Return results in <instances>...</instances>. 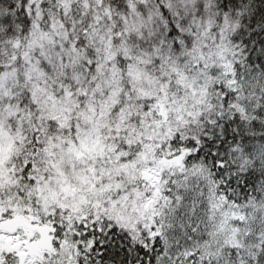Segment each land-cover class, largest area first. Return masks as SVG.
Returning <instances> with one entry per match:
<instances>
[{
	"label": "trees",
	"instance_id": "1",
	"mask_svg": "<svg viewBox=\"0 0 264 264\" xmlns=\"http://www.w3.org/2000/svg\"><path fill=\"white\" fill-rule=\"evenodd\" d=\"M0 131L40 264H264V0H0Z\"/></svg>",
	"mask_w": 264,
	"mask_h": 264
},
{
	"label": "rangeland",
	"instance_id": "2",
	"mask_svg": "<svg viewBox=\"0 0 264 264\" xmlns=\"http://www.w3.org/2000/svg\"><path fill=\"white\" fill-rule=\"evenodd\" d=\"M11 141L8 139L6 134L0 131V176L3 171V166L6 162L7 152L11 149ZM178 161H169L161 164V168H167L172 166H177ZM60 192L65 193L66 196H69V202L80 203L83 201L81 199V194L77 191H69L70 188L60 186ZM49 192L48 200L52 199V195ZM4 207L0 203V262L2 254L14 253L18 258L17 264H40V261L43 260L46 256H50V253H53L54 249L51 245V236L48 234V227H40L37 225L32 226L30 229H26L25 221L21 219H7L5 220L2 216L4 212ZM14 217H18L17 213L14 211ZM235 221L240 220L239 222H233L231 225L230 222L226 223L222 228L224 229V234H227L228 238L231 235V239L235 240L237 243L241 240V230L240 228L247 224L246 219L243 217H235ZM244 221V222H243ZM13 227V228H12ZM14 233L13 235H10ZM62 256L70 257L69 249L63 246ZM26 262V263H25Z\"/></svg>",
	"mask_w": 264,
	"mask_h": 264
}]
</instances>
